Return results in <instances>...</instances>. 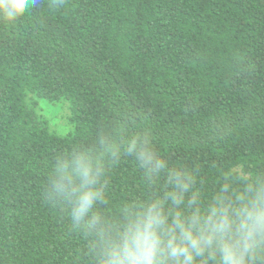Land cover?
<instances>
[{"label":"trees","instance_id":"trees-1","mask_svg":"<svg viewBox=\"0 0 264 264\" xmlns=\"http://www.w3.org/2000/svg\"><path fill=\"white\" fill-rule=\"evenodd\" d=\"M42 101L68 108L67 132ZM120 127L164 167L105 160L94 207L115 228L149 201L207 208L229 172L264 179V0H30L0 16V264H96L44 186L57 158Z\"/></svg>","mask_w":264,"mask_h":264},{"label":"clouds","instance_id":"clouds-1","mask_svg":"<svg viewBox=\"0 0 264 264\" xmlns=\"http://www.w3.org/2000/svg\"><path fill=\"white\" fill-rule=\"evenodd\" d=\"M30 0H0V16L15 19ZM123 127L101 133L93 148H75L52 164L45 198L65 210L70 228L90 238L96 264H264V179L229 172L222 195L207 208L185 213L160 202L135 205L124 220L109 223L94 206L101 192L105 160L121 152L134 154L151 178L163 164L154 160L149 138L125 135ZM178 189L193 177L169 176ZM236 182L242 190H234ZM179 203V198H177Z\"/></svg>","mask_w":264,"mask_h":264},{"label":"rangeland","instance_id":"rangeland-1","mask_svg":"<svg viewBox=\"0 0 264 264\" xmlns=\"http://www.w3.org/2000/svg\"><path fill=\"white\" fill-rule=\"evenodd\" d=\"M43 112L51 120L52 127L59 132H67L69 129V124L67 123V118L69 114L68 108L60 104H52L47 101H42Z\"/></svg>","mask_w":264,"mask_h":264}]
</instances>
